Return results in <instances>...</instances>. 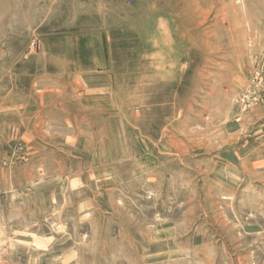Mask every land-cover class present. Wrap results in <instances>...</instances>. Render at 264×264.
Here are the masks:
<instances>
[{"label": "rangeland", "instance_id": "374dc122", "mask_svg": "<svg viewBox=\"0 0 264 264\" xmlns=\"http://www.w3.org/2000/svg\"><path fill=\"white\" fill-rule=\"evenodd\" d=\"M0 264H264V0H0Z\"/></svg>", "mask_w": 264, "mask_h": 264}]
</instances>
